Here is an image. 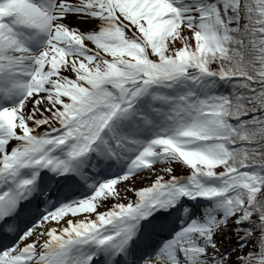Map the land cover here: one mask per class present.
<instances>
[{
    "label": "snow or ice",
    "instance_id": "snow-or-ice-1",
    "mask_svg": "<svg viewBox=\"0 0 264 264\" xmlns=\"http://www.w3.org/2000/svg\"><path fill=\"white\" fill-rule=\"evenodd\" d=\"M0 264H264V0H0Z\"/></svg>",
    "mask_w": 264,
    "mask_h": 264
},
{
    "label": "rangeland",
    "instance_id": "rangeland-1",
    "mask_svg": "<svg viewBox=\"0 0 264 264\" xmlns=\"http://www.w3.org/2000/svg\"><path fill=\"white\" fill-rule=\"evenodd\" d=\"M181 40L179 39V37H177L176 38V45L180 42ZM157 167H162V165H157ZM175 171H176V173H181V172H183V171H185V169H183L182 167H181V165H179V164H176L175 165ZM129 195H131V193H129Z\"/></svg>",
    "mask_w": 264,
    "mask_h": 264
},
{
    "label": "trees",
    "instance_id": "trees-1",
    "mask_svg": "<svg viewBox=\"0 0 264 264\" xmlns=\"http://www.w3.org/2000/svg\"><path fill=\"white\" fill-rule=\"evenodd\" d=\"M181 43H182V41H180V42L177 44V46H180ZM212 66L215 67L216 65L213 64Z\"/></svg>",
    "mask_w": 264,
    "mask_h": 264
},
{
    "label": "bare ground",
    "instance_id": "bare-ground-1",
    "mask_svg": "<svg viewBox=\"0 0 264 264\" xmlns=\"http://www.w3.org/2000/svg\"><path fill=\"white\" fill-rule=\"evenodd\" d=\"M137 183H139V181Z\"/></svg>",
    "mask_w": 264,
    "mask_h": 264
}]
</instances>
